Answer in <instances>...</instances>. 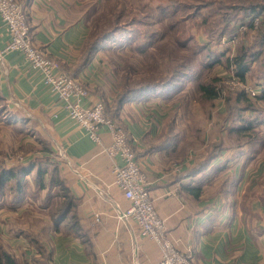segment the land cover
<instances>
[{"label":"crops","instance_id":"1","mask_svg":"<svg viewBox=\"0 0 264 264\" xmlns=\"http://www.w3.org/2000/svg\"><path fill=\"white\" fill-rule=\"evenodd\" d=\"M23 1L35 46L89 90L84 106L103 101L108 117L124 128L177 248L193 264H264V155L255 148L264 144L229 146L225 95L210 104L196 85L186 84L175 93L152 89L131 95L118 107L121 80L105 55L110 46L85 61L91 29L86 0ZM9 40L0 15V48ZM0 95L18 122L35 131L28 143L55 151L59 177L75 200L56 234L44 230L52 224L47 215L35 222L40 207L11 210L9 219L0 211V234L9 252L24 264H44L35 262L41 254L30 237L36 235L51 255L47 264H159L157 242L141 234L133 219L120 218L131 202L115 182L113 167L121 159L105 151L111 133L102 128V143L94 142L20 51L8 52L0 63ZM215 142L225 147L205 163Z\"/></svg>","mask_w":264,"mask_h":264},{"label":"rangeland","instance_id":"2","mask_svg":"<svg viewBox=\"0 0 264 264\" xmlns=\"http://www.w3.org/2000/svg\"><path fill=\"white\" fill-rule=\"evenodd\" d=\"M85 2L89 9L87 17L90 27L97 28L100 33L108 31L112 34L107 42L111 47L106 49L105 55L109 63L111 56L117 59L118 78L124 80L125 74L121 70L125 64L135 65V69L140 73L131 80L135 78L164 80L166 77L163 72L168 61L161 62L162 72H157V68L154 67L149 69L153 66L154 59L146 55L144 58L139 50L135 54L134 50L126 51L129 44L135 48L142 47L143 53L148 52L150 46L154 45V51L161 56L168 55L174 48L173 54L179 58H187V60L195 58L193 74H189L185 79L179 78V80H190L188 83L181 81L183 87L189 84L187 86L192 89L196 84L191 80H205L206 83L221 80L220 85L225 96H228V93L234 94L235 91L228 84V80L239 79L235 75V65L225 66L226 59L236 56L240 46L255 42L258 30L264 29L263 12L257 14L260 18L257 26L249 28L252 17L255 16L247 17L248 13L244 8L234 7L233 11H228V18L234 19L231 24L229 23L230 25H227L232 26L231 30L220 34V29L226 24V20L223 19V14L227 12L224 7L226 2L224 3L223 0H86ZM259 2L264 4V0ZM217 57L220 62H215ZM257 61L255 67H253L254 63L251 64V71L246 78L247 84L252 87L264 83L258 82L264 80L262 77L264 59ZM111 67L114 70L112 64ZM245 95L251 98L248 94ZM35 135V131L18 122L17 116L13 115L5 102L0 99V169L16 170L22 166H33L31 173L22 177L24 184L22 192L17 191L16 187L14 190L10 189L15 184V180L8 181L0 190V211L2 215L7 216L5 218L9 219L11 210L18 212L22 210L19 208L30 206H33L35 211L39 206H44L43 211L48 212L47 208L51 206L54 208V204L58 202V199L50 201L47 199L48 177H45L46 181L41 177L39 179L38 175L39 171H41L40 176L52 171L58 163L57 155L49 148H44L46 151L41 150L35 142L29 144L28 140L33 139ZM255 148L258 153L264 155V149L260 144ZM49 190L51 197L58 193V190L53 191L51 187Z\"/></svg>","mask_w":264,"mask_h":264},{"label":"trees","instance_id":"3","mask_svg":"<svg viewBox=\"0 0 264 264\" xmlns=\"http://www.w3.org/2000/svg\"><path fill=\"white\" fill-rule=\"evenodd\" d=\"M20 4L22 5L24 11L27 13V9L23 0H19ZM226 4L224 5L226 9V13L223 14V19L226 20V24L222 26L220 29V34H224L231 30L232 26L230 25L233 22V18H228L229 14L228 11H233L234 7L244 8L248 16H257L260 12L264 11V4L259 3V0H223ZM241 19V18H240ZM239 20V19H238ZM230 23V24H229ZM203 26V25H202ZM253 24L249 25V28H252ZM264 28V25H263ZM97 28L90 29V35L88 41L85 45V53L86 59L85 61L88 62L92 59L95 53L101 51L102 49L110 46L107 42L110 40L111 35L108 31L104 33H100ZM98 31V32H97ZM259 33L256 36L255 42H252L249 45H242L238 49V53L233 58H227L225 66L232 67L235 65V75L240 79L242 82H246V78L248 73L251 71V64L258 62L257 60L264 59V29L258 30ZM150 38H152L150 36ZM154 38V37H153ZM111 47V46H110ZM259 47V48H257ZM142 47L131 46L129 44L126 51L134 50V54L139 50L141 51V55L145 58L146 56L152 57L154 59L153 66L149 67V69L157 68V72L161 71V62L168 61L166 63L165 71L163 72L166 77L164 80H141L139 78L135 80H131L132 77L140 75L139 71L135 69V65L133 64H125L124 68L121 70L124 72V80H121L117 87H119V93L117 95L116 104L118 107L122 106L126 103L130 98L131 95L145 93L152 89L159 90L161 92H177L180 90L178 87H182L181 89L185 88L182 86L181 81L186 82L187 80H179L185 79L188 77L189 74H193L194 65L196 64L195 58L188 59L187 58H179L175 56L174 48L171 52H169L166 56H161L157 52L154 51V45H151L149 51L143 53ZM107 49V48H106ZM109 49V48H108ZM107 49V50H108ZM126 51L123 53L125 54ZM119 54V53H116ZM123 54V55H124ZM160 56V59H158ZM134 59V56L132 57ZM129 59V58H128ZM132 60V59H131ZM254 61V62H253ZM215 62H220V59L217 57ZM110 63L114 66V74L117 76V68L119 69V64L117 63V59L110 57ZM195 63V64H194ZM264 77V76H262ZM200 80H198L199 82ZM260 81V80H259ZM258 81V82H259ZM221 80H213L211 83H206L205 80H201L196 87L199 88L200 91V98L206 100L208 103L212 102V100L217 99L219 94H222L223 87L220 85ZM261 82H264L261 81ZM224 92V91H223ZM234 94L228 93L229 95L224 98L226 113L224 116V120L226 121V130H227V141L230 142L232 148L235 147H244L245 145H251L259 141L260 143L264 144V93L260 96L255 98H248L244 92L235 90ZM0 99L3 100L2 96L0 95ZM4 101V100H3ZM211 104V103H210ZM111 117V116H110ZM114 121H116L113 117H111ZM118 122V121H117ZM216 142L211 144V152L207 157L208 160L205 163L209 162L211 159L217 158V155L220 153L225 147V144H221ZM226 146H228L226 144ZM241 151V150H240ZM33 170V166H22L20 168L15 169H0V190L4 188L10 180H15V184L10 187V189H15L17 191L24 190V184L22 182V177L28 175ZM59 167L56 165L52 168V171L46 172L40 176L41 171L38 172L39 179L40 177L43 180H46L45 177H48V193L47 199L53 200L58 199V202L47 208L48 212L43 211L44 206H39L40 208V216H37L35 222H43L45 220L44 217L41 215H47L48 220L50 221V227H45V231L52 232L54 234L60 233L61 228L59 226L60 223L65 221L68 216L70 215L73 206L75 204L74 197L68 194L66 187L63 181L59 177ZM47 181V180H46ZM49 187L53 188V191L58 190V193L51 197V190ZM54 193V192H53ZM56 193V192H55ZM264 202V198H263ZM30 215V212L26 213ZM40 218V219H39ZM74 219V217H73ZM10 232L12 231L9 230ZM21 235L30 237L31 233H28V230L20 229L19 230ZM34 243V246L38 247V251L41 254V257L35 258V262H40L43 260L44 264H47L51 255L48 254L45 247H43L40 243L39 236H32L30 237V242ZM24 260L17 259L11 252H9L7 244L2 239L0 234V264H24Z\"/></svg>","mask_w":264,"mask_h":264},{"label":"built area","instance_id":"4","mask_svg":"<svg viewBox=\"0 0 264 264\" xmlns=\"http://www.w3.org/2000/svg\"><path fill=\"white\" fill-rule=\"evenodd\" d=\"M0 15L8 27L10 40L0 48V63L10 51H20L31 67L43 75L45 82L51 86L69 117L83 128L96 143H102L100 131L106 128L112 136V144L105 147L106 153L112 158L119 157L113 172L116 184L123 190L131 207L121 214V219H133L141 234L149 236L160 246L162 260L159 264H193L186 253L180 251L167 234L164 220L160 217L150 191L145 172L141 168L137 156L128 141L124 128L108 117L105 103L101 100L89 106L83 102L89 96V90L77 79L60 68L59 62L48 53L35 46L27 13L19 0H0ZM258 16L252 17L253 26H257ZM233 90L242 91L251 98L264 93V83L252 87L237 78L228 80ZM95 222H101V215L94 216Z\"/></svg>","mask_w":264,"mask_h":264}]
</instances>
